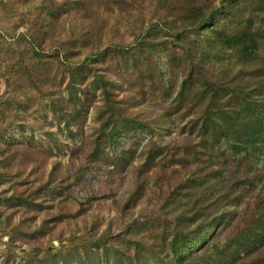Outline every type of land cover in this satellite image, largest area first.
I'll use <instances>...</instances> for the list:
<instances>
[{
  "label": "rangeland",
  "instance_id": "rangeland-1",
  "mask_svg": "<svg viewBox=\"0 0 264 264\" xmlns=\"http://www.w3.org/2000/svg\"><path fill=\"white\" fill-rule=\"evenodd\" d=\"M223 1L0 0V264H167L204 229L172 264H264V137L250 162L226 141L264 0L209 23L259 30L251 61L188 27Z\"/></svg>",
  "mask_w": 264,
  "mask_h": 264
},
{
  "label": "trees",
  "instance_id": "trees-1",
  "mask_svg": "<svg viewBox=\"0 0 264 264\" xmlns=\"http://www.w3.org/2000/svg\"><path fill=\"white\" fill-rule=\"evenodd\" d=\"M223 1V0H222ZM230 0H224L222 3H220L218 6L214 7L208 14L203 13L201 8H195V14H194V21L189 24L188 27L190 28H204L207 27L210 29L211 34H215L213 38V42L222 50H229L232 54H235L237 58L245 59V61H251L257 58H261V55L258 54V48L259 43L261 41V38L259 37V30L252 29L250 26L243 27L240 31L235 32L233 34H229L226 31H223L219 28H214L209 25L211 19L214 17V15L220 11L221 7L225 5V3H228ZM223 9V8H222ZM242 24V23H240ZM247 64V63H245ZM264 66V62L262 63ZM185 84L183 85L184 88ZM261 87V94L260 99L257 101H253L252 97L248 96L249 94H246L245 100L242 102L246 105L245 106V112L247 114V137L243 139L242 142L233 141L230 137V135L227 136L226 141L228 143H231L234 147L233 150L236 152L239 149V152L241 154V159L245 161L250 162V158L255 159L256 152L259 149H255L254 145H248L247 140L249 138H252L254 136H257L259 139L264 137V84ZM250 92V91H249ZM253 93V92H250ZM236 94V93H235ZM236 98L232 97L231 100L234 101ZM236 105H239L238 102H236ZM228 113V112H226ZM230 114V112L228 113ZM230 117V116H229ZM251 135V136H250ZM264 143V140H262ZM264 147V145H263ZM237 149V150H236ZM254 149V150H253ZM216 224L212 222L208 225V230H214ZM207 229V227H206ZM207 231L204 229L202 232L203 235ZM201 235L198 237L196 241L193 242L192 245L189 246V248H185L182 250L180 254H174L173 259L170 263L172 264L174 261V258H181L188 252H191L193 249V245L200 244L205 241L204 236ZM253 240H251L249 245H246L245 247H252L253 246ZM192 246V247H191ZM209 263V261H208ZM162 264L164 262L162 261ZM190 264H197V262H191Z\"/></svg>",
  "mask_w": 264,
  "mask_h": 264
}]
</instances>
